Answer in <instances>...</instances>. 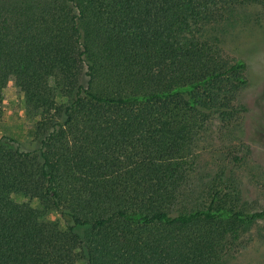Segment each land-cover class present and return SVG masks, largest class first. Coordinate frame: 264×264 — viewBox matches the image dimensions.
<instances>
[{"label": "trees", "instance_id": "obj_1", "mask_svg": "<svg viewBox=\"0 0 264 264\" xmlns=\"http://www.w3.org/2000/svg\"><path fill=\"white\" fill-rule=\"evenodd\" d=\"M230 1L0 0V99L23 94L38 142L0 139V264H220L264 220L237 157L199 167L247 85L205 36Z\"/></svg>", "mask_w": 264, "mask_h": 264}, {"label": "rangeland", "instance_id": "obj_2", "mask_svg": "<svg viewBox=\"0 0 264 264\" xmlns=\"http://www.w3.org/2000/svg\"><path fill=\"white\" fill-rule=\"evenodd\" d=\"M206 27L205 36L217 43L222 54L240 59L246 65L247 85L238 103L240 119L223 129L213 122L204 143L199 167L214 173L237 157L235 173L241 191V206L250 213L264 211V0H232ZM13 140L12 146L32 151L38 142L32 135V122L24 112V97L11 84L0 99V139ZM18 203L27 202L12 195ZM39 209L37 200L29 201ZM50 218V217H49ZM220 264H264V220L248 225L240 240L230 246Z\"/></svg>", "mask_w": 264, "mask_h": 264}]
</instances>
